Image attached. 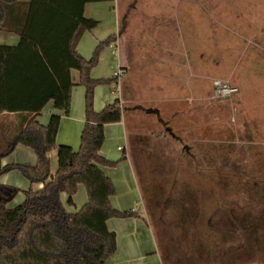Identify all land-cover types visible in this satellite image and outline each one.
I'll use <instances>...</instances> for the list:
<instances>
[{"label":"rangeland","instance_id":"374dc122","mask_svg":"<svg viewBox=\"0 0 264 264\" xmlns=\"http://www.w3.org/2000/svg\"><path fill=\"white\" fill-rule=\"evenodd\" d=\"M203 1L218 11L214 38L221 52L214 65L202 66L201 97L185 101L193 108L173 116L184 103L167 101L162 80L147 90L156 102L121 106L140 108L125 114L133 205L147 219L163 264H264V0ZM125 4L129 0H119ZM137 70L128 81L141 86L143 68ZM215 79L237 94L214 96ZM148 107L158 114L145 112ZM16 119L0 117V132ZM16 173L22 176L10 171L11 180ZM23 189L9 206L22 202Z\"/></svg>","mask_w":264,"mask_h":264},{"label":"trees","instance_id":"16d2710c","mask_svg":"<svg viewBox=\"0 0 264 264\" xmlns=\"http://www.w3.org/2000/svg\"><path fill=\"white\" fill-rule=\"evenodd\" d=\"M99 1L111 0H0V28L6 27L3 19L9 4H28L24 22L16 30L18 43L0 45V117L17 118L0 132V174L16 168L31 184L43 183L37 190L23 189L22 202L14 206L8 203L20 188L0 183V264H109L117 245L107 220L137 215L111 205L115 188L101 169V165H116L99 151L104 125L120 121L122 107L119 100L99 111L93 107L95 86L113 84V78L94 79L90 71L115 36L98 42L89 59L75 50L82 33L98 24L83 16V6ZM71 69L78 71V83L85 87V121L77 150L56 145L59 115L52 114L46 125L36 120L50 100L69 114ZM18 144L33 150L34 165L1 164V158ZM51 150L57 151L58 158L53 176L47 156ZM79 184L85 187L87 201L68 212L60 193L65 192L67 205H73Z\"/></svg>","mask_w":264,"mask_h":264},{"label":"crops","instance_id":"0c3cea01","mask_svg":"<svg viewBox=\"0 0 264 264\" xmlns=\"http://www.w3.org/2000/svg\"><path fill=\"white\" fill-rule=\"evenodd\" d=\"M203 2V0H129V4H125L124 8L120 7L119 0L85 3L83 16L97 20L98 24L82 33L75 50L85 59H89L98 42L115 36V41L101 52L97 65L90 71V76L94 79H111L118 64L126 69L120 93L113 92V84L95 86L94 109L99 111L116 100H119L121 106L124 102L126 105L133 100H139L137 101L139 105L145 103L151 105L156 101L147 90L152 89V83L156 80L165 81L159 88L166 91L167 101L184 103L182 108L178 105L172 112L173 116L187 113L189 108H193L192 106L188 108L185 101L189 96L195 100L201 97L204 88L202 66L214 65L221 52L219 43L214 38L216 27L219 25V20L216 19L219 16L218 11L205 9ZM27 7L26 2L7 6L3 19L6 27L0 28V45L12 46L18 43L19 35L16 30L21 28L24 22ZM199 40L202 46L198 45ZM115 45L118 46V56L112 53ZM188 64L194 65L193 70L196 69L191 73V81H188ZM140 66L143 68L144 76L140 77L141 86L137 81H128V75H131V72L137 75V68ZM70 76L74 84L71 88L69 114L65 115L62 110L56 109L50 100L37 115L36 120L41 125H46L52 114L59 115L56 145L64 144L77 150L85 121V87L78 83L79 73L76 69L70 70ZM207 78L209 80L211 77ZM139 90L144 91L143 96L137 95ZM136 109L140 108L128 109L125 106L122 108L120 121L104 125L105 139L99 151L105 159L116 162L115 166L101 165L103 172L112 180L115 193L120 190L123 178L128 179L124 187L126 190L122 193L120 190L118 196H111V205L119 210H133L137 214L107 220L108 229L116 233L117 245L116 253L109 264H163L156 237L147 219L141 216L133 205L137 190L135 184L131 182L135 172L129 163L130 149L125 114L130 111L134 113ZM147 109L154 111L148 112ZM145 112L158 114V109L148 107ZM47 156L50 158V172L53 176L58 166L57 151L51 150ZM36 160L31 148L18 144L11 153L1 158V164L34 165ZM10 171L17 169L12 168L0 174V183L17 188L32 187L35 190L43 186V183L31 184L23 175L19 176L17 173L16 180L13 181ZM60 200L68 212L77 211L87 201L84 185H78L72 197L73 205H67L65 192L60 193Z\"/></svg>","mask_w":264,"mask_h":264},{"label":"built area","instance_id":"2783aa9c","mask_svg":"<svg viewBox=\"0 0 264 264\" xmlns=\"http://www.w3.org/2000/svg\"><path fill=\"white\" fill-rule=\"evenodd\" d=\"M112 53L114 56H118V46H113ZM126 74V69L120 66L119 64L115 67L112 78H113V92L118 94L121 92L122 87V79ZM213 93L216 97L229 96L231 94H235L237 92V88L235 86L230 85L229 83L223 82L221 80H213Z\"/></svg>","mask_w":264,"mask_h":264},{"label":"water","instance_id":"95a60500","mask_svg":"<svg viewBox=\"0 0 264 264\" xmlns=\"http://www.w3.org/2000/svg\"><path fill=\"white\" fill-rule=\"evenodd\" d=\"M148 112H153V109H147ZM167 131H169L170 133H172L171 128H166Z\"/></svg>","mask_w":264,"mask_h":264}]
</instances>
